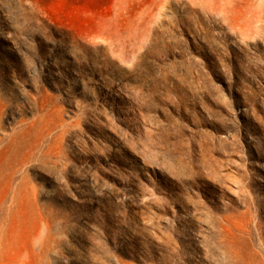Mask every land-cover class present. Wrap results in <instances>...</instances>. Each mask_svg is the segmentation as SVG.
<instances>
[{
    "label": "rangeland",
    "instance_id": "obj_1",
    "mask_svg": "<svg viewBox=\"0 0 264 264\" xmlns=\"http://www.w3.org/2000/svg\"><path fill=\"white\" fill-rule=\"evenodd\" d=\"M0 264H264V0H0Z\"/></svg>",
    "mask_w": 264,
    "mask_h": 264
}]
</instances>
